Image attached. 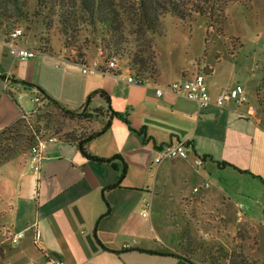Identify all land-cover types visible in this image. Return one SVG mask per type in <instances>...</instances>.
I'll use <instances>...</instances> for the list:
<instances>
[{"label":"crops","instance_id":"obj_1","mask_svg":"<svg viewBox=\"0 0 264 264\" xmlns=\"http://www.w3.org/2000/svg\"><path fill=\"white\" fill-rule=\"evenodd\" d=\"M0 35V246L5 250L0 264H211L203 253L219 246L230 254L241 225L254 231L250 253L264 264V125L245 87V105L199 109L176 94L158 97L157 88L203 69L209 78L216 76L210 64L204 68L189 58L188 45L176 40L161 53L155 41L160 76L136 85L127 82L124 68L122 77L84 74L60 49L15 60ZM19 44L38 49L29 35ZM237 83L206 84L215 100ZM39 89L79 113L92 96L89 132L109 126L86 152L112 161L89 160L76 144L59 139L48 145L39 179L29 165L36 139L28 132ZM113 112L122 118L111 117ZM177 141L190 144V158L155 165L157 152ZM196 156L208 157L201 169L194 167ZM206 182L208 189L194 191ZM18 233L25 236L14 246L11 238Z\"/></svg>","mask_w":264,"mask_h":264},{"label":"trees","instance_id":"obj_2","mask_svg":"<svg viewBox=\"0 0 264 264\" xmlns=\"http://www.w3.org/2000/svg\"><path fill=\"white\" fill-rule=\"evenodd\" d=\"M33 1V12L29 10ZM245 0H0V34L8 36L10 29L21 24L41 25L46 31L56 29L62 37L65 51L69 47H76L75 56L68 59L77 64H86L90 60L88 53V39L82 41L80 34L89 32L95 36V46L102 50V58L116 59L119 69L124 68L128 74L143 80H156L160 76L156 64L154 43L167 33L166 19L168 17L185 23L205 18L211 27L217 19L223 18L225 8L229 4L243 3ZM29 28H27L28 31ZM27 35V34H26ZM78 47H77V46ZM39 52L51 53V44L46 40H39ZM121 61H125L122 66ZM4 78V77H3ZM26 87H34L26 83ZM39 96L47 107H54L66 119H91L86 114L92 96L87 99L85 111L79 113L62 107L57 101L49 97L42 89ZM94 96V95H93ZM109 102V97L102 93ZM101 109L94 111L100 114ZM108 113V110H107ZM122 116L112 113L111 117ZM128 123V120L123 118ZM129 125V123H128ZM109 124L102 130L104 131ZM102 131L80 134L70 133L58 137L63 142H71L78 146L81 153L89 160L111 162L90 156L86 152V145L97 138ZM208 157L203 156L206 161ZM231 166L228 163L221 164ZM119 184V183H118ZM118 184L109 187L114 189ZM151 253V252H149ZM204 258L211 264L220 261L212 259L203 253ZM181 258V256L173 255ZM5 257V250L0 246V262ZM221 259H227L228 264H257L251 262L243 253H225ZM190 262V260H188ZM191 264H194L190 262Z\"/></svg>","mask_w":264,"mask_h":264},{"label":"rangeland","instance_id":"obj_3","mask_svg":"<svg viewBox=\"0 0 264 264\" xmlns=\"http://www.w3.org/2000/svg\"><path fill=\"white\" fill-rule=\"evenodd\" d=\"M33 5L31 1L29 10L32 12L34 11ZM165 22L167 33L163 38L156 40L158 41V52H168L170 48L176 46L175 40L180 41L179 44L183 46L188 45L189 58L203 62L204 68L210 64L216 70V76L210 78L209 70L201 71L206 73L207 79L209 78L206 83L216 82V85L227 86L238 82L237 85L245 87L250 96V103H256L257 115L261 117L260 122L264 125V80L263 78L260 82L256 80L257 77L264 75V0H245L243 3L229 4L224 10L223 18L217 19L213 27L205 18H197L194 22L185 23L168 17ZM15 28H22L25 34L37 44L41 39L47 40L52 50L60 49L65 56L69 55L70 51L75 52L76 50V47H69V50L65 51L62 37L56 29L46 31L41 25L21 24L10 29L8 33ZM27 28H29L28 31ZM80 35L82 41L88 39L89 56L98 57L100 49L94 44L96 43L95 36L89 32H83ZM205 59L207 61H203ZM155 61L157 64V55ZM121 64L123 66L125 61H121ZM231 73L235 74L233 78ZM255 89H257L256 94ZM34 115L31 122L32 128L27 125L30 138H35V134L40 131H48L58 137L70 133L89 132V120L66 119L52 106L43 105L37 108ZM253 232L251 228L241 225L240 230L233 236L234 245L230 253H243L251 262L260 264L250 253L251 248H255ZM205 254L220 261L219 264H228L227 259H221L225 253L219 246L210 247V251Z\"/></svg>","mask_w":264,"mask_h":264},{"label":"built area","instance_id":"obj_4","mask_svg":"<svg viewBox=\"0 0 264 264\" xmlns=\"http://www.w3.org/2000/svg\"><path fill=\"white\" fill-rule=\"evenodd\" d=\"M9 42L7 43L9 55L20 61H25L37 56L38 51L36 49L27 48L20 46V42L26 39V34L22 28L13 29L7 37H5ZM75 52L70 51L69 58L74 56ZM102 50H99V56L93 59L90 63L80 64L82 72L84 74H110L115 77H122L119 72V66L116 59H106L102 58ZM128 74V73H127ZM127 82L130 84H143L144 80L135 77L133 74L127 75ZM10 79H5L6 88L10 86ZM166 93L176 94L186 99L195 102L199 109H207L211 105L215 104L218 107H223L227 102H234L237 105H245L248 102V97L246 95L245 88L242 85H236L233 88L225 90L218 94L215 100L212 99L209 92V88L206 84V74L203 72L197 73L191 78L185 79L183 81H177L169 84L165 88H157L156 94L158 97H162ZM36 104V108L43 106V101L40 97L33 100ZM36 143L31 147L29 165L33 173L40 179L43 173L45 153L47 151L48 145L51 143L58 142V137L55 134H51L48 131H40L35 134ZM192 155L190 144L186 141H177L161 148L154 159L155 165H160L166 160H188ZM204 160L202 157L196 156L193 160L194 167L196 169H201L204 165ZM210 183L206 182L202 187H196L194 191L196 193L200 192L202 189H208ZM143 216H146V211L144 210ZM24 233H18L11 238V244L18 246L20 241L24 238ZM41 242V232L39 229L35 230V244L39 245ZM58 264H65L60 262Z\"/></svg>","mask_w":264,"mask_h":264}]
</instances>
